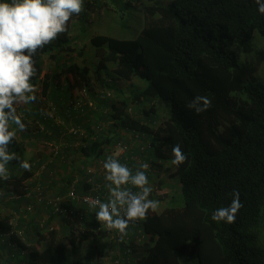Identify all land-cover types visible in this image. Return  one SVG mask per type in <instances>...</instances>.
<instances>
[{
    "label": "trees",
    "instance_id": "obj_1",
    "mask_svg": "<svg viewBox=\"0 0 264 264\" xmlns=\"http://www.w3.org/2000/svg\"><path fill=\"white\" fill-rule=\"evenodd\" d=\"M131 6L143 14L144 24L136 37H88L85 33L100 16L116 19L114 8L125 10ZM93 15L96 18L92 19ZM74 31L87 43L78 46L77 38L71 36ZM256 35L264 40V15L257 12L254 0H171L168 4L159 0H83L81 12L67 22V31L36 53L31 82L37 92L40 89L48 97L52 115L69 123L65 109L56 108L53 96L64 78L68 95L71 89L85 90L96 103L95 110L72 119L73 123L83 126L89 135L92 120L110 124L108 138L101 135L81 148H62L54 156L72 157L69 176L63 179V192L64 183H70L74 173L83 174L80 165L100 156L106 144L117 142L118 129L123 128L137 129L142 141L149 143L144 153L133 152L140 163L129 161L127 166L135 172L147 163L149 168L144 171L148 181L153 176L150 170L157 176L165 172L177 182L181 206L176 194L164 201L167 196L154 195L152 189L149 198L160 201L161 208L149 210L134 224L135 229L141 227L150 236L147 243L141 244L129 236L132 258L137 257L135 264H264V46L254 50ZM235 44L242 52L233 51ZM87 51L96 60L92 71L75 61V56L83 58ZM240 53L245 56L243 60ZM43 56L52 71L41 78ZM92 79L110 89L111 98H96ZM134 80L142 84L141 89L132 87L124 94L122 81ZM197 95H206L212 101L199 114L188 107ZM129 104L139 108L138 118L125 114ZM19 115L26 124L24 132L33 124L38 127L47 123L49 130L61 134L53 119L43 113L31 125L25 115ZM177 143L187 157L178 167L171 164L172 146ZM11 146L13 143L10 150ZM52 149L50 145L51 155ZM32 175L19 168L17 173L9 171L7 178L0 179L3 246L24 256L19 264H79L82 260V264H102V253H97L94 260L83 257L85 249L93 252L91 246H95L98 234L92 231L76 235L65 224L61 232H44L33 226L40 236L32 241V230L21 229L22 209L31 201L25 196V182ZM86 189L82 184L78 188L80 192ZM234 191L239 192L242 203L235 221H213V211L227 207ZM6 205L11 207L10 214L3 210ZM13 213L18 214L15 226ZM114 240L121 251L123 243L119 238L111 242ZM118 256L124 260L127 255L113 252L115 259Z\"/></svg>",
    "mask_w": 264,
    "mask_h": 264
},
{
    "label": "clouds",
    "instance_id": "obj_2",
    "mask_svg": "<svg viewBox=\"0 0 264 264\" xmlns=\"http://www.w3.org/2000/svg\"><path fill=\"white\" fill-rule=\"evenodd\" d=\"M254 3L257 12L264 15V0ZM82 7L83 0H0V179L7 178L8 164L13 160L24 170L31 167L28 160H21L9 147L17 133L26 130L17 105L37 99L31 82L36 53L66 32L70 17L79 14ZM211 103L208 96L197 95L188 107L199 114ZM172 154L171 164L177 167L187 159L179 143L172 146ZM148 168L149 164L142 163L133 172L113 156L105 159L104 180L109 195L106 202L96 199L92 203L102 227L115 229L123 237L131 221L143 219L149 210L157 209L160 201L149 198L152 188L144 171ZM241 207L240 194L234 191L231 203L215 209L211 218L231 224Z\"/></svg>",
    "mask_w": 264,
    "mask_h": 264
},
{
    "label": "built area",
    "instance_id": "obj_3",
    "mask_svg": "<svg viewBox=\"0 0 264 264\" xmlns=\"http://www.w3.org/2000/svg\"><path fill=\"white\" fill-rule=\"evenodd\" d=\"M119 84L121 83L118 81ZM72 95L67 102L64 104L63 113L65 116H69V123H65L62 118H58V116L49 115V118L53 119L56 124L55 127L60 131V135L63 137H67L71 142L62 146L63 149H73V147L81 148L85 146V144L90 141L94 142L101 135H104L105 138L109 137V123L103 120L94 121L92 120L91 125V134L89 135L85 128L80 124L73 123L74 118L80 117L83 114H86L87 111H92L96 109V103L91 101L88 98L85 90L78 91L80 96H76V90H70ZM112 91L108 88H104L102 90L96 91V98H111ZM138 110L139 108L135 105L129 104L125 109V114L130 118H138ZM155 127V126H154ZM119 140L117 142L108 143L103 147V153L88 161L85 165H80V169L83 174L79 175L78 173L73 174V180L64 183L65 191H55L51 190L45 194L44 189L41 184H35L34 186H27V193L25 196L31 201L29 204H26L23 207L22 218L27 219L28 215H35V226L44 232L55 231L58 229V218H60L63 223L70 228V231L76 235H84L88 231H92L95 233H102L101 231L106 232L111 235V239L119 238V242L123 243L122 250L115 249L117 254L123 253L127 255V258L134 257L132 253V249L129 246V236H133V241L136 244L147 243L150 239V236L146 234L141 227L134 228V224L138 223L139 220L136 219L129 223L127 229V235L121 237L120 233L115 229H108L102 227L99 222L96 220L95 212L97 209L92 207V203L94 200L99 199L101 201H107L109 190L106 187V182L104 180V169L103 163L108 156H113V158L118 159L125 165H128L127 162L140 163L139 157L136 155L137 153H144L146 151L147 145L144 143L141 138L140 132L136 130L129 129H118ZM60 150V146H53L52 152L53 155L41 163L40 159H37L36 162L39 163L38 171L47 172L49 179H57L56 173L54 169H52V163L54 162V156L57 155ZM133 152H137L134 154ZM61 163L64 165V171L70 170V160L72 157H64L60 158ZM35 165V162L33 163ZM149 173L153 174V176L149 179V186L151 181H153L156 173L148 170ZM163 173V172H162ZM59 176V175H58ZM59 178V177H58ZM31 179V178H30ZM29 180V179H28ZM28 180L25 182L27 184ZM87 186L85 192H80L78 190L79 186ZM131 187V186H128ZM61 186H56V189H60ZM152 188V187H151ZM153 189V188H152ZM63 192V193H62ZM150 197V196H149ZM93 209V212L89 213L88 209ZM37 212H42V214H37ZM90 214L91 217L88 219L92 220V224L90 222L86 223V217ZM14 215L17 216L16 213ZM29 222V221H27ZM133 228V229H132ZM101 230V231H100ZM118 242V243H119ZM117 248V246H116ZM135 259V258H134ZM113 264H122L123 260H121V256L114 259Z\"/></svg>",
    "mask_w": 264,
    "mask_h": 264
},
{
    "label": "crops",
    "instance_id": "obj_4",
    "mask_svg": "<svg viewBox=\"0 0 264 264\" xmlns=\"http://www.w3.org/2000/svg\"><path fill=\"white\" fill-rule=\"evenodd\" d=\"M64 81H65L64 78H62L60 81L61 85L59 87H57V91L55 93H53L54 94L53 96L56 99V102L54 104L56 105L57 109L64 107L63 104H65V102L68 101L67 99H68L69 95L71 94V92H69V95L67 94L66 86H64L65 85ZM37 89L38 88H35V92H37ZM48 93L51 94L52 92L47 91V94ZM58 94H60V97L62 99L58 98L59 97ZM36 97H37V99L34 102H30L29 104H26V105L24 104V109L21 111L23 117L25 115V118L28 119L27 121L30 123V125L33 123L32 121L34 119H37L38 114L43 113L44 115H46L48 117L49 106L51 105V104H48V102H47L48 97L46 95L44 96L42 94L41 90H40V92L38 91L36 93ZM89 113L90 112H88L87 114H89ZM55 124H56V122L54 121L53 125H55ZM42 125L37 127V126H35V124H33L32 126L37 127L36 129L34 127L30 126L29 127L30 130L28 132H24L25 130L23 132H18L15 139H14V142H13L14 146L13 147L11 146L12 147L11 150H13V151L15 150V152L17 153V146H19V150H18L17 154L20 157V159L21 160L26 159L28 161L32 160L33 163L35 162V165H33V163H31V168L28 169L33 175L31 177V179L28 180V182L26 184L27 186L31 187V186H34L35 184H41L42 188L44 189L45 194L51 190H54V189H55V191L61 192L62 187H63V179L65 178V175H67L70 172V170L66 169V171H64V165L61 163L60 159L57 158L52 163V169H54L56 176H57V179H51L50 180L48 175H47V172L41 173L40 171H38L39 163L36 162V160L40 159L41 163H42L50 157V155H51L50 145H53V146L58 145V146H60V150H61L63 144L64 145L69 144L71 141L67 137H63L60 134H56L55 130L54 131L49 130L47 128V125H48L47 123H44ZM44 126H45V128H44ZM51 131H53V132H51ZM44 132H47L48 136ZM13 163H15V165H16L17 162L14 160ZM15 165L14 166L8 165L10 172L13 171L14 173H17V170L20 167L17 165V168H16ZM68 176H69V174H68ZM56 186H61V188L56 189ZM23 199L28 201L27 198H23ZM35 217H36L35 215H32L30 218V222H27V219L22 218L21 223H20L22 226L21 229L24 228V230H26V229L32 230L30 232L31 233L30 238L32 239V241H35L40 236L38 234L39 233L38 230L34 229V227H33V226H35V223H34ZM56 220H58V224H59L58 230L60 232L64 229H66V227L62 228V224L64 225V223L60 218H58ZM88 222H90L91 224L93 223L91 219H88L86 221V223H88ZM28 225H30V226L28 227ZM101 234L102 233H98V235H96V237L94 239H98V237L102 236ZM44 235L45 234H43V236ZM3 241H4V239L2 237H0V264H14L10 258L11 257L10 254L12 256H14L16 252L14 250L12 251L8 247L3 246ZM115 244H116V241L114 240L110 243V246H108V245H107V247L105 246V248H106L105 252H108V253L115 252V249H116ZM96 248H98V247H96ZM98 250H97V252H98ZM101 250L103 251L104 249L101 248ZM135 260H137V257H135V259L132 257H130V258L125 257L122 264H135L136 263Z\"/></svg>",
    "mask_w": 264,
    "mask_h": 264
},
{
    "label": "rangeland",
    "instance_id": "obj_5",
    "mask_svg": "<svg viewBox=\"0 0 264 264\" xmlns=\"http://www.w3.org/2000/svg\"><path fill=\"white\" fill-rule=\"evenodd\" d=\"M143 2H146V0H142ZM159 2L161 4H168L171 2V0H159ZM116 10V19L113 18L111 19L108 15H102L99 18H97L96 20H94L88 27L87 30L85 31V33L87 34V36L91 37L92 35L95 34H99V35H107V36H113V37H117V38H124V39H131L136 37V35L140 32L144 22H142L143 19V14L141 13V11H139L137 8H135L134 6H131L127 9H121V10H117L116 8H114ZM118 17V19H117ZM96 18L95 15L92 16V19ZM141 19V21H140ZM144 21V20H143ZM75 23V20L73 21ZM72 37H74V39L77 38L78 33L77 31H74L71 35ZM84 43H87L86 40L83 39H78L77 38V45L81 46ZM264 46V40L259 37L258 35L254 36L253 38V47L254 50H259L260 48H262ZM233 51H236L237 53L242 52L241 48L238 45H234L233 46ZM242 58V60L245 58L244 55H242L241 53L239 54ZM75 56V55H74ZM252 56V55H251ZM75 61L78 62L79 64H86L87 66H89V68H91V71L93 70L94 67H96V60L92 55V52L87 51L85 54V57L81 58V57H77L75 56ZM41 63H42V68L43 71L41 73V78H43V75L45 74H50L52 71V67H49V63L46 59L45 56H43L41 58ZM91 85L94 89V93L96 91L102 90L104 88H102L99 83L97 82V80L92 79L91 80ZM124 86V90H126L124 92L127 93L129 90H132V87L137 88V89H141L142 84L139 81H132L131 83L128 82H123L120 84ZM40 92V90H39ZM74 94L76 96H80V94L78 93V91H76V93L74 92ZM123 94V93H122ZM122 94H118L117 97H120ZM23 108H22V107ZM24 109V104H18L17 105V113L21 114V111ZM51 111H49V114L51 115ZM11 165H15V163H12ZM15 167L17 168V163L15 165ZM163 168L165 169V166H163ZM26 185V184H25ZM150 186L153 188L154 190V195L157 196H163L166 195L167 198L164 199V201L168 200V198H170L173 194L175 195V198L177 199V203H179V205H182V196L180 194V192L177 189V182L175 179H170L167 177V174L165 172L161 173L160 176H154L153 181H151ZM178 196H179V201H178ZM163 203V202H162ZM161 207H157V209L155 211H158ZM4 212L5 213H11V207L9 206H4ZM37 214H42V212H37ZM18 216V214H17ZM16 215L12 216V224L13 226L16 225V223L18 224V218ZM31 215H28L27 217V221L30 222V218ZM101 231V230H100ZM98 231H96L95 233H97ZM102 232V236L98 237V239H96L95 242V246H91V248L93 247V252L88 251L89 248L85 249V252L83 255L84 259L91 257V259H96V255L97 253L102 249H104L103 251L101 250L99 253H102V257H101V262L102 264H113V260L115 259L113 257V252L112 253H108L105 252L106 248L110 246L111 243V235L107 234L106 232L104 233V231ZM91 242V241H90ZM88 245V244H87ZM90 245V243H89ZM98 247V248H96ZM100 248V249H99ZM99 249V250H98ZM98 250V252H97ZM13 262L14 264H19L20 261L24 262V256H20L17 255L15 253V255L13 256ZM83 261V260H82ZM82 261H80L79 264H82ZM68 262V260H67ZM69 263V262H68ZM61 264H67L66 262H63Z\"/></svg>",
    "mask_w": 264,
    "mask_h": 264
}]
</instances>
